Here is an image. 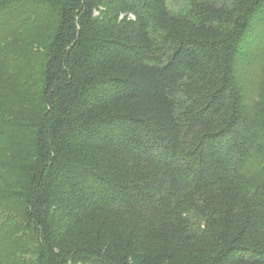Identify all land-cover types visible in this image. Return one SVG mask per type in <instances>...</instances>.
Segmentation results:
<instances>
[{
    "label": "trees",
    "instance_id": "obj_1",
    "mask_svg": "<svg viewBox=\"0 0 264 264\" xmlns=\"http://www.w3.org/2000/svg\"><path fill=\"white\" fill-rule=\"evenodd\" d=\"M180 3L0 0L28 9L0 65L30 70L0 215L23 197L41 264H264V0Z\"/></svg>",
    "mask_w": 264,
    "mask_h": 264
},
{
    "label": "rangeland",
    "instance_id": "obj_2",
    "mask_svg": "<svg viewBox=\"0 0 264 264\" xmlns=\"http://www.w3.org/2000/svg\"><path fill=\"white\" fill-rule=\"evenodd\" d=\"M169 6L172 11H176L182 4L180 0H169ZM28 9L22 7L21 9L14 8L13 11L5 12L0 16V30L6 31L10 26L15 23V20L20 18H27ZM16 12V15L13 14ZM6 20V22H4ZM27 34V33H26ZM26 34L21 35L20 41H27ZM21 43H19L20 45ZM7 54V53H6ZM8 55V54H7ZM3 58L7 59L4 55ZM26 67V66H25ZM19 65L18 67L5 60L3 66L0 65V82L1 86L7 89L8 97H0V106L5 105V107L0 108L1 110H10L8 114H12L15 110H18V106H14L11 100H15L14 91L21 90L26 84L25 71L30 77V70ZM24 70V71H23ZM21 73V75H19ZM35 73V72H34ZM25 75V76H24ZM32 76V75H31ZM36 76V75H35ZM34 76H32L33 78ZM260 109H264V98L255 99ZM11 143L6 140L0 146V153L6 152L7 156L11 155L13 150L11 149ZM9 153H8V152ZM264 166V148L262 153L258 156L257 162L252 167V172L257 173ZM6 179H0V188L2 190H8L11 192H22L23 189L19 188L16 190L14 186L11 187V177L9 175L5 176ZM13 194V193H12ZM22 194V193H18ZM11 198V197H10ZM24 199L20 195L12 196L8 201L6 206L5 215H0V264H41V242L38 239L35 229L28 219L24 218ZM10 216V217H9ZM7 217L9 219H7Z\"/></svg>",
    "mask_w": 264,
    "mask_h": 264
}]
</instances>
